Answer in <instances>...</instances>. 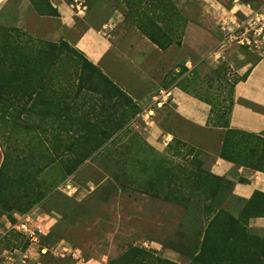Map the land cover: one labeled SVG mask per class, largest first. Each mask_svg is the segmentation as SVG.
Returning <instances> with one entry per match:
<instances>
[{
    "label": "rangeland",
    "instance_id": "obj_1",
    "mask_svg": "<svg viewBox=\"0 0 264 264\" xmlns=\"http://www.w3.org/2000/svg\"><path fill=\"white\" fill-rule=\"evenodd\" d=\"M123 1L31 0L32 5L23 11L18 24L7 25L34 37L67 40L72 45H75L72 37L87 28L97 29L109 38L115 57L121 62L117 67L115 63L110 64L106 71L100 64L98 66L138 103L127 102L126 108L133 109L136 105L139 113L135 114L134 119L131 118L130 130L109 143V149L113 151L110 155L104 148L88 157L71 173L66 172L68 159L70 155L78 154L75 152L77 149L81 152L84 146L77 141L69 150V143L65 139L56 141L50 137L49 142L56 143V147L51 146V149L57 155L52 165L40 174V181L27 193L21 191V195L17 196L19 192L12 189L0 199V264H10L12 258L15 259L13 261L23 260L24 264L37 263V255L34 257L28 253L25 256L30 242L17 228L29 213L31 222L43 220L48 227V232L41 235V245L33 244L30 247L42 255L38 256L42 264H74L73 258L52 253L59 243L79 249L86 259H104L107 264L191 263L192 255L188 253L190 245L191 252L194 250L191 244V220L200 219L195 207L207 201L199 196L187 198L192 184V176L188 172L192 168L209 171L202 161L196 164L193 155L198 156L199 150L185 141L184 126L189 125L182 124L180 119L175 126L176 137L165 151L160 152L152 146L155 150L153 156L137 152L133 148L135 141L142 144L146 140V123L141 112L159 108L153 99L155 94L161 88L172 86L198 98L210 97L215 103L224 105V100L231 94L232 82L239 74L233 62L216 53L220 44L217 38L214 39V47H201L203 35L196 26L215 27L219 24L202 0H163L170 7L164 16L171 12L178 13L186 20L183 25L173 21L163 22L157 17L164 14L163 8L158 4L149 5L150 0H142V5L133 6L130 11L132 6ZM53 3L63 4L71 10L74 18L72 34L68 32L59 12L55 14L52 10ZM79 6L86 7L80 11ZM143 12L157 18L159 25L169 32L173 40L171 44L161 47L143 33L136 24ZM190 25L195 29L187 30ZM250 34L253 35V31ZM234 44L241 47L242 53L249 54L247 56L251 61L256 60L257 48L237 42ZM129 63L137 69L133 70L132 75V70L128 69ZM77 83L78 80H75ZM89 95H78L76 98L74 95L81 111L98 105ZM149 114L153 113L150 111ZM190 127L194 133L206 137L207 147L219 154L224 149L247 163L254 161L264 166V159H258L263 141L239 133L227 135L225 128L201 132L200 128ZM137 134L138 137H135ZM74 135L77 140H85L80 132ZM256 141H259L258 151L252 148ZM123 142H126L125 148ZM19 145L23 146V143ZM122 149L124 151L119 153ZM31 151L35 153L33 158L40 161V149ZM115 153L116 157L112 158ZM3 157L0 146V166ZM176 177H180L181 181ZM217 185L221 193L228 195L224 207L233 213L239 212L244 201L231 193L232 183L222 178ZM177 190L182 196L179 204L174 199L176 194H173ZM181 203L186 207L183 208ZM180 221L187 222L182 232L188 237L178 235L177 225ZM251 231L264 237V231L252 228ZM41 246L47 247V254L40 251Z\"/></svg>",
    "mask_w": 264,
    "mask_h": 264
},
{
    "label": "trees",
    "instance_id": "obj_2",
    "mask_svg": "<svg viewBox=\"0 0 264 264\" xmlns=\"http://www.w3.org/2000/svg\"><path fill=\"white\" fill-rule=\"evenodd\" d=\"M123 2L132 6L129 11L133 6L142 5V0ZM150 4H158L163 8L164 14L157 15L163 22L185 23V18L178 13L171 12L164 16L169 4L165 5L163 0H150ZM51 8L56 14L57 9ZM141 15L136 24L151 40L161 47L173 42L169 32L159 25L157 18L145 12ZM246 76L247 73L233 80L231 94L224 100V105L215 103L207 96L199 98L211 105L209 125L225 128L227 135L239 133L264 142V136L231 128L229 125L234 103L233 87ZM75 80H78L77 84ZM91 93L93 94L89 95ZM74 95L75 98L78 95H89L98 105L94 110L90 108L81 111ZM127 102H133V99L125 90L90 61L81 49L67 40L42 39L0 25V146L4 152L0 166V199L12 189L19 192L17 196L21 195V191L27 193L40 181V174L52 165V160L57 155L51 149V146L56 147V143L49 142L50 137L56 141L65 139L69 143V150L77 141L84 146L81 152L77 149L75 152L78 154L67 158V173L77 169L88 157L104 148L110 155L113 151L109 149V143L129 131L131 118L139 113L136 105L133 109L126 108ZM79 132L85 140L76 139L74 134ZM135 142L133 148L137 152L155 155V150L146 140L142 144H138V140ZM19 143H23V146ZM125 143L123 142L124 148ZM260 147L258 159H264V143ZM36 148L41 151L40 161L33 158L35 153L31 150ZM252 148L258 151L259 141L254 142ZM116 154H112V158ZM220 156L264 171V166H259L258 162L247 163L245 159L236 158L224 149L220 151ZM193 157L196 164L201 161L198 156ZM197 170L199 168H192L188 172L192 176V184L187 198L199 196L207 202L195 207L200 219L191 220V244L193 243L194 250L191 252L190 245V264H264V237L254 235L249 226L251 217L264 215V192L255 191L244 202L242 209L233 213L223 205L228 195L221 193L217 185L222 177ZM177 180L181 181V178L178 177ZM177 193L173 192L176 194L174 199L177 200L174 201L179 204L182 196L179 190ZM5 202L2 204H6ZM181 204L183 208L186 207V204ZM186 225L187 222L183 221L177 225L179 236L185 234L188 237V234L182 232ZM162 261L171 263L165 259Z\"/></svg>",
    "mask_w": 264,
    "mask_h": 264
},
{
    "label": "crops",
    "instance_id": "obj_3",
    "mask_svg": "<svg viewBox=\"0 0 264 264\" xmlns=\"http://www.w3.org/2000/svg\"><path fill=\"white\" fill-rule=\"evenodd\" d=\"M202 1L205 2L207 10L211 12L213 17L218 19L219 24L215 27L196 26L203 35L201 47H214V39L217 38V43L220 44L216 53L218 52L221 57L226 58L229 62H233L239 76L247 73L246 78L237 81L233 87L234 103L229 125L231 128L264 136V43L260 48H257L255 61H251L247 56L249 54L242 53L241 47L234 44L237 42L241 45L236 40V34L242 32V24L244 25L253 16L254 12L264 9V0ZM53 4L54 6H52L57 9L61 19L67 26L68 32L72 34L74 31V18L71 10L63 4ZM30 5H32L31 0H0V24L5 26L18 24L23 11L28 9ZM192 29L195 28L191 25L187 28V30ZM222 34H224V37H222ZM72 41L76 47L86 54L85 56L90 61L97 66L100 64L105 71L110 64L115 63L116 67L118 64L121 65L112 50L113 44L109 38H106L97 29L87 28L79 35L72 37ZM249 48L254 47L249 46ZM123 60L126 61V59ZM128 69L132 70L131 75L133 70L137 71L135 66L130 63ZM131 81H133V78ZM161 90H163L162 93ZM126 93L138 105L136 100L128 92ZM153 99L159 105V108L146 109L145 113L141 112L146 123L144 127L145 139L151 146L160 152L165 151L176 137L175 126L178 119H180L182 124L189 125L184 126L187 144L197 147L199 150L198 158L209 172L232 183L231 193L233 195L245 202L251 198L255 191L264 192V171L221 157L218 152L207 147L206 137L204 138L201 133L192 131L193 128L190 126L200 128L201 132L223 129V127L209 125L211 114L209 103L177 86L161 88ZM150 111L153 114H149ZM249 226L254 230L264 231V215L251 217ZM30 247L33 246L30 245ZM30 247H27L25 256L28 253L34 257L37 255V263L35 264H42L38 258L42 255L37 250L36 253L35 249ZM13 260L15 259L10 260V264H24L23 260L22 262H19L18 259ZM86 260L89 264H107L104 259L88 258Z\"/></svg>",
    "mask_w": 264,
    "mask_h": 264
},
{
    "label": "built area",
    "instance_id": "obj_4",
    "mask_svg": "<svg viewBox=\"0 0 264 264\" xmlns=\"http://www.w3.org/2000/svg\"><path fill=\"white\" fill-rule=\"evenodd\" d=\"M86 6L80 8V11H84ZM243 26L242 32L236 34V40L241 44H248L250 47L260 48L264 43V9L261 11H256L253 16L249 18ZM253 31V35L250 34ZM163 90H161V93ZM70 187V186H69ZM31 214H26L22 221L19 223L17 228L22 231V233L27 237L30 245L33 244L40 246V238L42 234H46L48 230L46 228L45 222L39 220L36 223L31 222ZM29 223L33 224L32 226ZM47 230V231H46ZM40 251L43 253L47 252V247L41 246ZM52 253L55 256H69L73 258L74 264H89L86 258H84L79 249L70 247L64 243H59L56 248H53Z\"/></svg>",
    "mask_w": 264,
    "mask_h": 264
}]
</instances>
